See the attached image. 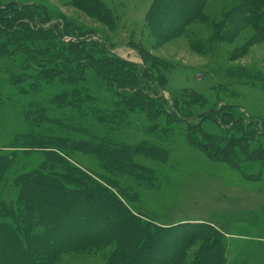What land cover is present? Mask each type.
Segmentation results:
<instances>
[{
    "label": "rangeland",
    "instance_id": "obj_1",
    "mask_svg": "<svg viewBox=\"0 0 264 264\" xmlns=\"http://www.w3.org/2000/svg\"><path fill=\"white\" fill-rule=\"evenodd\" d=\"M10 1L47 7L53 19L72 25L73 37L102 38L112 46L111 53L123 60L143 64L144 54L151 70L159 69L167 78L164 97L180 99L187 116L223 107L252 120L251 124L264 126V38L259 26L249 20L252 6L247 8L246 2L253 0H159V6L167 3L158 17L156 8L153 10L157 0H0L2 5ZM197 1L202 3L198 16L184 21ZM255 1L264 7V0ZM220 23L225 26L218 30L216 24ZM230 24L237 33L228 38L222 30ZM93 52V57L65 52L63 64L57 68L61 72L43 76L38 91L30 87L33 69L25 72L23 55L0 56V157L7 156L8 162L0 180V232L11 236L2 240L0 264L10 260L30 264L29 256L18 251L27 241L31 245L25 246L28 251L37 253L35 263L113 264L110 258L115 257L117 264L124 260L127 264L137 233L136 264L145 259L154 264H264V164L248 162L251 169H239L227 163L225 154L211 150L208 141L189 139L188 125L175 121L169 106L158 100L156 107L164 105L158 117H148L137 109L127 113L120 126L101 122L98 115L78 108L84 92H77L75 100L67 96L57 103L62 98L61 85L70 91L74 89L72 80L80 79L85 86H78L88 87L89 97H96L85 107L96 105L104 111L107 104L111 110L115 108L113 92L119 89L105 76L112 79L117 69L116 81L121 82L124 73L119 69L124 66L103 57L98 49ZM13 67V73L25 77L21 89L12 82L9 71ZM66 74L71 80L60 79ZM137 87L128 84L124 90L134 92ZM37 101L42 102L40 116ZM193 117L192 123L197 125L199 119ZM226 131L209 119L199 133L216 134L224 146L231 133ZM101 142L108 151L102 150ZM120 145L130 146L135 153L128 154ZM37 169L38 175L21 180V186L16 183L19 175ZM92 187L98 192L94 188L91 198L83 196L85 201L66 212L60 209L62 203ZM97 206L101 216H95ZM83 215L93 218L86 222ZM129 217L138 221L139 228L123 239L128 230L123 221ZM63 219L68 228L60 226ZM149 222L150 230L152 223L194 222L206 227L192 229L196 232L193 242L171 263L184 232L191 229L161 231V239H145L142 224ZM75 231L80 238L99 233L107 237L96 247L74 251L67 236ZM47 235L52 237L50 243L44 240ZM49 248L55 253H49ZM120 254L128 255L127 259H120Z\"/></svg>",
    "mask_w": 264,
    "mask_h": 264
},
{
    "label": "trees",
    "instance_id": "obj_2",
    "mask_svg": "<svg viewBox=\"0 0 264 264\" xmlns=\"http://www.w3.org/2000/svg\"><path fill=\"white\" fill-rule=\"evenodd\" d=\"M86 1L88 2V0ZM158 2L160 1L157 0V2L153 5V8H154L153 10H155L156 8V12H155L156 17H158L157 15L158 11H159L158 14H161L160 10H162L166 6V3H167V2L166 3L162 2L163 5L159 6ZM246 3H247L246 4L247 8H248V4L252 6L251 9H249L250 11L248 13L250 14L249 20L253 24L255 25L257 24L259 26L260 31H262L261 32V34L263 35L262 37L264 38V7L262 6L258 7L260 5L258 4L256 5L257 1L255 0L251 2L249 1ZM36 5L37 4H33V5L21 4L17 1H10L6 5L5 4L2 5L0 2V56L10 58V56H14L16 54L23 55L22 56L23 60L21 64L22 63L25 64V67H23L25 72H27L29 68L33 69L31 70L33 81L30 83V87L34 91H38L40 89V86L43 85V82H40L43 76H45L46 74L49 75V73H51L50 75L52 76H57L58 72H61V70H58L57 68L59 65L63 64L61 63L63 62L62 59H65L66 57L65 52H67L68 50L73 54L79 52V54L84 53L88 57H93L94 56L93 49H98L99 53L103 57H111L116 62L120 63L121 67L124 66V69L122 68L119 69V71L124 73L123 75L121 74V78H122L121 82L116 81L115 74L117 73V69L113 71L112 79L104 75L106 79H108V81L112 82L111 85L113 86L116 85L119 89L113 92L114 95L117 96L115 108L111 110V108L107 104H104V107H103L104 111L99 109V107H96V105H94L95 107H91V108H88V106L85 107V105H87V102H90L92 99L94 100L96 97L94 95H92V97H89L91 94L87 92V90L89 89L88 87L82 88L78 86V84L80 83L82 86H85V83H83L82 80L80 79H77L74 81L72 80L73 82L72 85H74V89H71L70 91L64 88V84L61 85L62 87L61 89L63 90L62 92L59 93V96H61L62 98L61 100L58 98L59 101H56L57 103L64 101L67 96L72 97L75 100L77 92H84L86 93V96L85 97L80 96L81 98H78L79 103H80L78 108H80L82 111H84L86 108V112H91L93 114L98 115L99 120L101 122H108L111 126H117L120 123H123L127 113L134 114L137 111V109L142 111L148 117L151 116L154 118L156 117L158 112L163 111V107H164L163 104H166L169 106V113L171 114L172 118L175 121L180 122V123H186L188 125L187 132H189L188 134L189 139L191 140L200 139V142L208 141L209 147H211L210 148L211 150L215 151L216 153L220 155L225 154L224 161H226L227 163L232 164L239 169L242 166H244L246 169H251L253 166L252 167L248 166V162H251V163L259 162L260 164L261 163L264 164V140H263L264 139V126L262 125V123L261 125L259 122H255L251 124L252 120L246 119L241 114L233 112L231 110L227 111L223 109V107H213L208 110L203 109L202 111H197L196 114L192 116H187L186 114H184V112L181 109L182 101L180 99L176 100L175 98H173V101H170L169 99L164 97L163 91L166 89V86L168 83L167 78L159 69L151 70L148 58L144 54L142 55L143 60H144L143 64L133 63L127 60H123L122 58H118L115 54L111 53L112 46L108 44L106 40H103L102 38L101 39L100 38L90 39V37H93V36H90V35L84 36L83 34L81 35L77 34L75 37H73V33L75 29L72 27V25L69 26L66 20L55 19V18L53 19L52 13L49 11L47 7H43L40 5L36 6ZM201 6H202V3L197 1L193 11L189 14L187 18L184 19V21L189 22V20L191 21L194 18H196L198 16L199 10H201ZM152 13L150 14L152 15ZM19 25L21 27H17ZM216 25H219V27L217 28L218 30L220 27L225 26L222 23L216 24ZM164 32L167 33L166 31ZM222 32L224 36H228L229 38L230 36L232 35L234 36L237 33V28L234 26V24H230L227 27H225L222 30ZM67 36H70L73 38L66 40ZM53 37H54V40H56L57 42L53 41L52 39ZM103 60L104 59H101L100 62H102L101 63L102 65H105ZM105 60H107V58ZM13 61L16 62V60H13ZM14 71H16L15 67L12 68V72L9 71L12 82L14 85H16V87L21 89L22 86H24L23 82L25 81L24 80L25 77L21 76L20 72H19L20 74L13 73ZM67 73H68V69H67ZM101 74L103 75L102 70H101ZM60 79L71 80V78H69L67 74L65 76L63 75L62 77H60ZM124 82H128V83L123 85ZM128 84H135V85L137 84L138 85L137 91L126 92L124 89L127 88ZM41 91L43 93L45 91V88L42 89ZM144 95L145 96L150 95L149 97H152V98H149L148 96L145 97ZM193 96H196V95L194 94ZM56 98L57 97H55V99ZM155 100L161 101L163 104L157 105L156 107L155 103H157V101ZM40 103L42 102L37 101V106L39 107L40 110H36V112L39 116L42 114L41 112L42 108L40 106ZM193 116L199 119V123L197 125L192 123L195 120ZM209 119L210 120L213 119V121L217 123L218 127L222 130V132H225L226 130L231 131L230 136L225 137V139H227V142H228L226 143V145L221 146L219 144L221 140L217 138L219 136H216V134H211L208 132L206 133L201 132V134L199 133L203 122ZM251 127H254V128H251ZM227 132L228 131H226V133ZM198 133H199V137L196 138L194 134L196 135ZM236 136H239L240 138ZM103 141L106 142L107 144L115 145L114 143L111 142V140L103 139ZM255 143H260L257 148H254ZM100 145L102 146L103 151L109 150L108 147L103 145V142H101ZM240 145H241V148L236 151V148H238V146ZM120 147L122 149L124 148L123 150H127L128 154L130 155H132V153L133 154L135 153V150L128 145H125V146L120 145ZM114 152H117V151L114 150ZM116 156L118 159H120V156L118 154ZM6 157H0V170H3L4 166L8 164V162L5 161ZM261 168L262 167H260V169ZM39 169L34 170L29 173L26 172L24 174L19 175L16 183L19 184V186H21L20 185L21 180L24 182V180L31 177L32 175H36V174L38 175ZM4 173L5 171L3 170V174L1 175L0 180L3 179ZM98 185L100 186V184ZM22 190H23V187H22ZM94 190L97 191V188L92 187L89 190H87L90 192H85L84 195L82 196L76 197L74 199L72 198L66 201L65 203H62L63 205H60V209L65 212L66 210H71V208L75 206L79 201L84 200L83 196H86L87 198L88 197L91 198L92 191ZM65 199H66V196H64L63 200ZM95 212H97L95 216L96 215L101 216V211H99L98 206L95 207ZM92 218H93V215L90 217L83 215L82 220L86 222H90ZM62 222L63 223H61L60 226L62 228H66L67 227L66 223L68 221L66 222L65 219H63ZM123 222H124V225L127 226L128 230L125 234H122L121 237L124 239L130 234H131L130 237H132V235L138 231V228H139L138 221L135 220L133 217H129ZM147 224H151V222L146 223L144 225L142 224L144 232H145L144 236H146L145 239H151V238H157V237L161 239L163 237L162 232L173 233L177 229L183 228V227L186 229H189V228L191 229L190 231L184 232L183 234L184 241H182L181 244L178 246V248L175 250L173 254L174 257L170 259L171 263L176 262V260L179 259V256L181 255V253L184 251L187 245H189V242H193L196 236V232H191L192 229L196 230L197 228L206 227L205 223H194V222H191V223L185 222V223H180L177 225H169V226H161V225L152 223L154 226H151L152 230H150V226H147ZM69 231H72V230H69ZM1 232H0V247H3L5 246V244L2 242V240H9L11 236L4 234L3 232L1 234ZM68 234L70 235L67 236V239L71 237L69 238L70 242H68L70 243L69 246L72 247L74 251H84L92 247H96L97 246L96 244L99 241L107 237V235L99 233L95 237L94 236L92 237L82 236V238H80L76 236V231L73 232L72 234L71 232H68ZM80 234L85 235L84 233H80ZM138 236L139 235L137 233L135 238L131 241L134 250L131 255L129 256L127 255L128 256L127 264H136L137 262L138 257L135 256V251H136L135 249H136V242H137ZM50 239H52V237H49L47 235V238H45L44 240L45 242L50 243ZM34 240L37 242L36 239ZM25 241H26V237L24 238L23 242ZM27 243L25 245L22 244V246L20 244L19 245L20 248L18 246L19 248L18 251H20L21 254L23 255L29 256L30 264H41L40 261L35 263V255L37 253L36 251H33V252L28 251V249L25 246L27 245L28 247H30L31 245H29L30 241H27ZM214 247L215 246H211L213 250H214ZM47 250L49 253H53V254L55 253L50 248ZM1 255H3L4 257H7V254L5 253H1ZM119 256H120L119 257L120 259H127L126 258L127 256L122 257L121 254ZM111 259H112L113 264H117V259H115V257L114 258L111 257L110 262H111ZM12 263L13 261L10 260L6 262L5 264H12ZM141 263L154 264L152 261H148L146 259L143 260ZM45 264H53V263H52V260L50 261L46 260ZM121 264H125V260L122 261ZM155 264H158V263H155Z\"/></svg>",
    "mask_w": 264,
    "mask_h": 264
}]
</instances>
